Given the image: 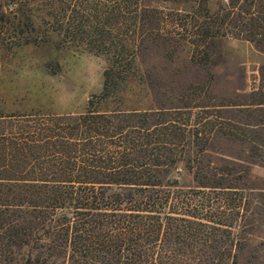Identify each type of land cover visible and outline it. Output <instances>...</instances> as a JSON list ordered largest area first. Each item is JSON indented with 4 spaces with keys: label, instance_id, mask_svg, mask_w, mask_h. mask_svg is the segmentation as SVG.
<instances>
[{
    "label": "trees",
    "instance_id": "16d2710c",
    "mask_svg": "<svg viewBox=\"0 0 264 264\" xmlns=\"http://www.w3.org/2000/svg\"><path fill=\"white\" fill-rule=\"evenodd\" d=\"M160 1L195 6L165 10ZM252 5L0 0L4 52L47 46L52 72L66 49L107 63L84 112L0 110V264H238L234 227L248 211V174L215 155L214 138L247 144L251 161L264 162V63L258 87L219 100L210 68L226 36L264 52L263 11ZM186 44L210 75L175 94L143 56L172 62ZM137 87L152 106L123 107Z\"/></svg>",
    "mask_w": 264,
    "mask_h": 264
},
{
    "label": "rangeland",
    "instance_id": "374dc122",
    "mask_svg": "<svg viewBox=\"0 0 264 264\" xmlns=\"http://www.w3.org/2000/svg\"><path fill=\"white\" fill-rule=\"evenodd\" d=\"M251 0H207L212 10H228L231 3L239 6ZM165 10L190 11L194 2L156 3ZM252 5L251 11L261 10L264 15V0ZM263 4V6H261ZM183 47V48H182ZM217 64L210 68L214 78L210 91L219 99L234 98L238 88L250 92L260 84V67L264 63V52L250 40L226 36L219 40L216 52ZM189 44L179 46L172 62L162 54H146L145 68L154 77L172 82L174 93L182 92L189 83L205 82L208 70L200 68L190 60ZM51 58L47 46H23L9 52L0 47V110H42L56 114L81 113L87 108L93 95L102 91L104 70L107 65L103 56L74 49L58 53L57 71L46 67ZM123 107L152 106V95L146 88L137 87L127 94ZM111 105L115 103L111 102ZM215 155L247 169L246 187L247 213L234 227V233L242 248L237 249L238 264H264V162H252L248 145L231 141L222 136L214 138ZM181 182L192 184L189 172L181 168Z\"/></svg>",
    "mask_w": 264,
    "mask_h": 264
}]
</instances>
